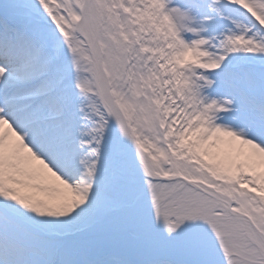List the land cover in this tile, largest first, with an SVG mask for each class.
I'll return each mask as SVG.
<instances>
[{"label": "snow or ice", "instance_id": "1", "mask_svg": "<svg viewBox=\"0 0 264 264\" xmlns=\"http://www.w3.org/2000/svg\"><path fill=\"white\" fill-rule=\"evenodd\" d=\"M0 264H264V0H0Z\"/></svg>", "mask_w": 264, "mask_h": 264}]
</instances>
